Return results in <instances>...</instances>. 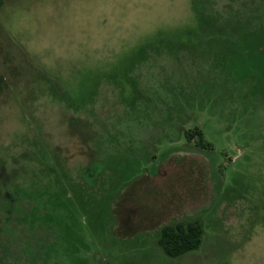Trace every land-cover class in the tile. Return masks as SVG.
Returning <instances> with one entry per match:
<instances>
[{
  "label": "rangeland",
  "instance_id": "rangeland-1",
  "mask_svg": "<svg viewBox=\"0 0 264 264\" xmlns=\"http://www.w3.org/2000/svg\"><path fill=\"white\" fill-rule=\"evenodd\" d=\"M0 2V264H264V0Z\"/></svg>",
  "mask_w": 264,
  "mask_h": 264
},
{
  "label": "trees",
  "instance_id": "trees-1",
  "mask_svg": "<svg viewBox=\"0 0 264 264\" xmlns=\"http://www.w3.org/2000/svg\"><path fill=\"white\" fill-rule=\"evenodd\" d=\"M192 138H196V146L202 149L207 146L199 131L192 130L184 132V139L187 142H190ZM200 237L201 229L199 225L191 222L177 223L172 226H164L160 229L157 245L165 256L177 258L187 252L197 249L200 244Z\"/></svg>",
  "mask_w": 264,
  "mask_h": 264
}]
</instances>
